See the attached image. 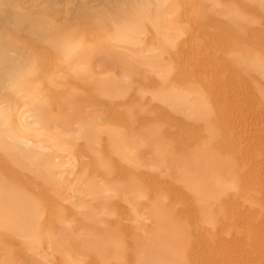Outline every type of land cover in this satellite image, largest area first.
Returning a JSON list of instances; mask_svg holds the SVG:
<instances>
[{
	"label": "rangeland",
	"instance_id": "obj_1",
	"mask_svg": "<svg viewBox=\"0 0 264 264\" xmlns=\"http://www.w3.org/2000/svg\"><path fill=\"white\" fill-rule=\"evenodd\" d=\"M11 1L0 0L13 67L0 76V264H264V73L235 78L228 59L264 65L252 0ZM71 32L74 53L61 47ZM30 69L22 93L8 87ZM212 153L226 173L211 172Z\"/></svg>",
	"mask_w": 264,
	"mask_h": 264
},
{
	"label": "bare ground",
	"instance_id": "obj_2",
	"mask_svg": "<svg viewBox=\"0 0 264 264\" xmlns=\"http://www.w3.org/2000/svg\"><path fill=\"white\" fill-rule=\"evenodd\" d=\"M3 1V0H2ZM8 1H11V0H8ZM7 0H5V2H8ZM13 1V0H12ZM11 1V3L9 2V4H13L14 2H12ZM58 2V1H57ZM251 3H252V5L254 6V9H256V12H258V13H262V16L264 17V0H252L251 1ZM7 4V3H6ZM14 5V4H13ZM73 5V4H72ZM71 6V5H70ZM69 6V7H70ZM74 6V5H73ZM69 7H67V9H69V10H74V9H76V8H73L72 6H71V8H69ZM116 8V7H115ZM61 10H63L62 8H61ZM201 10V9H200ZM203 11H204V9H202ZM65 11V10H64ZM72 11H69L68 13V16L70 17H74V16H78L77 15V12H72ZM78 11V10H77ZM228 11H229V9H228ZM228 11H226V12H228ZM250 11V10H249ZM255 11V10H254ZM79 12V11H78ZM61 13V12H60ZM76 13V14H75ZM206 13V12H205ZM8 15H9V13H8ZM10 16V15H9ZM67 16V17H68ZM241 16V15H240ZM3 15H0V24H1V22L3 21H5V20H2L3 18ZM5 17H7L6 15L4 16V19H5ZM61 17V16H60ZM236 17V16H235ZM234 17V18H235ZM2 18V19H1ZM115 18V17H114ZM237 18V17H236ZM238 18H240L239 16H238ZM8 19V18H7ZM2 20V21H1ZM114 20V19H113ZM243 20V19H242ZM246 20V19H245ZM263 20V19H262ZM236 21V20H235ZM2 22V23H3ZM28 23H29V21H27ZM6 23V22H5ZM22 23V22H21ZM25 24H26V21L24 22ZM27 23V24H28ZM30 24V23H29ZM37 24V23H36ZM31 25V24H30ZM34 25V24H33ZM85 25H90V24H85ZM22 26H24V25H22ZM27 26H29V25H27ZM91 26V25H90ZM262 26V25H261ZM83 27H84V25H83ZM86 27V26H85ZM89 27V26H88ZM87 27V28H88ZM92 27V26H91ZM1 28V27H0ZM35 29L37 28V27H34ZM29 29H31V26H30V28ZM57 30V29H56ZM35 31V33H36V30H34ZM39 31V30H38ZM33 32V31H32ZM210 35V34H209ZM263 35V34H262ZM215 38H216V36H215ZM3 39V38H2ZM31 39V38H30ZM262 39V38H261ZM208 40H210V39H208L207 38V41ZM1 41V40H0ZM3 42H4V40H2ZM2 41H1V43H2ZM206 41V40H205ZM212 41V40H211ZM30 42V41H29ZM247 42H249V41H247ZM0 43V44H1ZM262 43V42H261ZM252 44H253V42H252ZM209 45V44H208ZM248 45V44H247ZM255 45V44H254ZM3 46H4V44H3ZM37 46V45H36ZM55 46V45H54ZM211 46V45H210ZM251 46H253V45H251ZM258 46H260V45H258ZM218 47V46H217ZM4 48V47H3ZM3 48H1L0 47V63L1 62H3V64L5 63V62H7L8 63V61H7V57H6V53H5V48L3 49ZM40 48V47H39ZM261 48V47H260ZM54 50H56L55 48H54ZM50 51V50H49ZM211 52V51H210ZM210 52H209V54H210ZM249 54V53H248ZM248 54H246V56H244L243 58L241 57V59L240 58H238V57H235V56H230L228 59H229V61L231 62H229L228 61V59H226L228 62H229V65L231 66V70H229V71H231L232 72V75L235 77V75L236 76H240V79H242V78H244V80L245 79H247L246 77H245V75L246 74H257V73H264V65H261V62L260 63H257V61H255L256 59H254V63L251 61V60H249V56L250 55H248ZM256 54V53H255ZM220 55H222L221 53H220ZM253 55V54H252ZM239 56V55H238ZM253 56H255V58H256V55H253ZM6 57V58H5ZM264 57V56H263ZM222 58V57H221ZM257 58H258V56H257ZM219 59H220V56H219ZM261 59H263V58H261ZM260 60V59H259ZM20 61V60H19ZM2 64V63H1ZM263 64V63H262ZM2 66V65H1ZM7 66V64L5 63V67L3 66V67H0V76H2L1 74H5V75H7L8 76V74L6 73V72H8V71H6L7 70V68L9 69V71H10V68L12 67H6ZM8 66H10V65H8ZM15 66V65H14ZM4 68V69H3ZM5 68H6V70H5ZM13 68V67H12ZM11 68V69H12ZM222 68V67H221ZM229 69V68H228ZM13 70V69H12ZM11 70V71H12ZM6 71V72H5ZM10 71V72H11ZM228 72V71H227ZM209 74V73H208ZM215 75V74H214ZM231 75V74H230ZM231 75V76H232ZM212 76V75H211ZM241 76H242V78H241ZM244 76V77H243ZM201 77V76H200ZM4 80L7 82V80H6V77L4 76ZM191 78H193L192 76H191ZM210 78V77H209ZM228 78H229V76H228ZM232 78V77H231ZM236 78V77H235ZM262 78V77H261ZM0 79H2V77L0 78ZM7 79H9V77H7ZM195 79V78H194ZM203 79H205L204 77H203ZM211 79H212V77H211ZM4 80H2V81H0V83H1V85L0 86H2V83H3V86L2 87H4V85H5V81ZM11 80V78L9 79V81ZM216 80V79H215ZM207 81H209V80H207ZM213 82V81H212ZM228 82V81H227ZM242 82V81H241ZM8 84V83H7ZM215 84V83H214ZM213 84V85H214ZM229 84H230V82H229ZM236 84V83H235ZM242 84V83H241ZM197 85V84H196ZM193 86V85H192ZM195 86V85H194ZM199 86V85H198ZM197 86V87H198ZM207 86H208V83H207ZM221 86V85H220ZM242 86V85H241ZM244 86V85H243ZM242 86V87H243ZM230 87V86H229ZM194 88V87H193ZM232 88V87H231ZM2 89V88H1ZM196 89V88H195ZM236 89V88H235ZM239 90H240V87H239ZM243 90V89H242ZM238 92V91H237ZM240 92H242V91H240ZM203 93V92H202ZM243 93V92H242ZM213 94V93H212ZM234 94V93H233ZM220 95V94H219ZM241 95V94H240ZM243 95V94H242ZM258 96V95H257ZM228 97V96H227ZM254 97V96H253ZM256 97V96H255ZM218 98V97H217ZM224 98V97H223ZM229 98V97H228ZM258 98V97H257ZM264 98V97H263ZM253 99V98H252ZM222 100V99H221ZM225 100V99H224ZM259 100V99H258ZM257 100V101H258ZM225 101H227V100H225ZM225 101H223V102H225ZM236 101H237V99H236ZM246 101V100H245ZM254 102V101H253ZM259 102V101H258ZM223 104V103H222ZM228 104H230V103H228ZM236 105V104H235ZM218 106V105H217ZM222 106V105H221ZM230 106V105H229ZM228 107V106H227ZM246 108H247V106H245ZM231 108V107H230ZM163 109V108H162ZM223 111V110H222ZM207 114V113H206ZM114 116V115H113ZM126 117V116H125ZM119 120V119H118ZM126 120H128V119H126ZM144 120V119H143ZM218 120V119H217ZM221 121V120H220ZM206 122V121H205ZM124 124V123H123ZM220 124V123H219ZM126 125V124H125ZM127 127H128V125H127ZM6 128V127H5ZM199 129V128H198ZM220 129H222V128H220ZM11 130V129H10ZM108 131V130H107ZM146 131V130H145ZM150 131H152V130H150ZM1 132V131H0ZM100 132V131H99ZM109 132H110V130H109ZM111 133V132H110ZM155 133V132H154ZM178 133V132H177ZM105 134V133H104ZM100 135V134H99ZM102 135V134H101ZM108 135H110V134H108ZM147 135V134H146ZM177 135V134H176ZM222 135V134H221ZM131 136H132V134H131ZM160 136V135H159ZM10 137V136H9ZM113 137V136H112ZM4 138V137H3ZM17 138H18V136H17ZM121 139V138H120ZM119 140V139H118ZM130 140V139H129ZM139 140V139H138ZM182 140V139H181ZM120 141V140H119ZM127 141V140H126ZM168 141V140H167ZM114 142H116V141H114ZM128 142V141H127ZM139 142V141H138ZM141 142V141H140ZM164 142V141H163ZM95 143H96V141H95ZM112 143V142H111ZM120 143V142H119ZM118 143V144H119ZM128 143H130V142H128ZM152 143V142H151ZM162 143V142H161ZM166 143V142H165ZM97 144V143H96ZM142 144V143H141ZM144 144V143H143ZM166 144H169L168 142L166 143ZM98 145V144H97ZM104 145V144H103ZM107 145V144H106ZM139 145V144H138ZM226 145V144H225ZM105 146V145H104ZM103 146V147H104ZM119 146V145H118ZM125 146V145H124ZM207 147H208V145H206ZM218 147H219V145H217ZM1 147V146H0ZM132 147V146H131ZM135 147V146H134ZM6 148V147H5ZM127 148V147H126ZM167 148V147H166ZM173 148V147H172ZM205 148V147H204ZM209 148H210V146H209ZM104 149H105V147H104ZM129 149V148H128ZM174 149V148H173ZM206 150H209V149H207V148H205ZM5 150V149H4ZM212 150V149H211ZM84 151V150H83ZM105 152L107 151L106 149L104 150ZM196 151V150H195ZM95 152V151H94ZM102 152V151H101ZM129 153V152H128ZM217 153V152H216ZM99 154V153H98ZM106 155V154H105ZM135 155V154H134ZM137 156V155H136ZM182 156V155H181ZM186 156H188V155H186ZM189 156H190V154H189ZM219 156V155H218ZM217 156V154H213L212 153V159H211V161H212V164H211V166L212 167H210L211 168V172H213V174L214 175H218L219 173H223L224 174V172L226 171V169H227V164L225 163V160L226 159H224V161H223V159H220L219 157ZM225 156V155H224ZM109 157H111V156H109ZM134 157V156H133ZM191 157H193L192 155H191ZM116 158V157H115ZM140 158V157H139ZM188 158V157H187ZM225 158V157H224ZM155 159V158H154ZM182 159V158H181ZM189 159L190 158H188V161H189ZM101 160V159H100ZM103 160V159H102ZM116 160V159H115ZM95 161V160H94ZM104 161V160H103ZM102 161V162H103ZM226 161H228V160H226ZM92 162H93V160H92ZM101 162V163H102ZM116 162V161H115ZM155 162V161H154ZM158 162V161H157ZM167 162V161H166ZM195 162V161H194ZM230 162V161H229ZM95 163V162H94ZM93 163V164H94ZM100 163V162H99ZM117 163V162H116ZM146 163V162H145ZM145 163H143V164H145ZM179 163V162H178ZM181 163V162H180ZM189 163H191L190 161H189ZM193 163V162H192ZM232 163V162H231ZM102 165V164H101ZM105 164H103V166H104ZM153 165V164H152ZM163 165V164H162ZM165 165V164H164ZM189 165V164H188ZM231 165V164H230ZM229 165V167H231ZM118 166V165H117ZM167 166H168V164H167ZM166 166V167H167ZM180 166V165H179ZM235 167V166H234ZM96 168V167H95ZM176 168H177V166H176ZM168 169V168H167ZM166 170V169H165ZM169 170V169H168ZM167 170V171H168ZM228 170H229V168H228ZM111 172V171H110ZM170 173V172H169ZM226 173V172H225ZM113 174V173H112ZM123 174V173H122ZM222 174V175H223ZM177 175V174H176ZM221 175V174H220ZM210 177V176H209ZM187 178V177H186ZM147 179V178H146ZM187 180V179H186ZM188 180H190V179H188ZM187 180V181H188ZM121 181H123V180H121ZM167 181H168V179H167ZM167 181H166V183L165 184H167ZM89 182V181H88ZM162 182V181H161ZM51 183V182H50ZM122 183H125L124 181L122 182ZM183 183V182H182ZM115 184H117V183H115ZM119 184H120V182H119ZM118 184V185H119ZM132 184V183H131ZM132 186V185H131ZM121 187V186H120ZM124 187H126V186H124ZM124 187H123V189H124ZM133 187H134V185H133ZM136 187V186H135ZM140 187V186H139ZM212 187V189H214L215 191H217L218 193H221L222 192V190H223V188H222V186H211ZM114 188V187H113ZM116 188V187H115ZM122 188V187H121ZM188 188V187H187ZM190 188V187H189ZM116 189H118L119 190V188H116ZM116 189H115V191H116ZM127 189V188H126ZM154 189H155V187H154ZM130 190V189H129ZM213 190V191H214ZM153 191V190H152ZM118 192V191H117ZM116 192V193H117ZM123 193H124V191H122ZM155 192V191H154ZM122 193V194H123ZM125 196H123L122 198L124 199L125 197H126V194H124ZM132 195V194H131ZM135 196V195H134ZM237 196V195H236ZM179 197V196H178ZM137 198H138V196H137ZM136 198V199H137ZM143 198V197H142ZM141 198V199H142ZM131 199V198H130ZM129 199V200H130ZM135 199V198H134ZM133 199V200H134ZM256 199V198H255ZM15 200V199H14ZM104 200V199H103ZM125 200H126V198H125ZM154 200V199H153ZM257 200V199H256ZM256 200H254V201H256ZM137 201V200H136ZM138 201H139V199H138ZM144 201V200H143ZM129 202H131V201H128V203ZM134 202V201H133ZM154 202V201H153ZM152 202V203H153ZM157 202V201H156ZM151 203V202H150ZM158 203V202H157ZM237 203V202H236ZM131 204V203H130ZM133 204V203H132ZM124 205V204H123ZM133 206V205H132ZM126 207V206H125ZM118 209V208H117ZM121 209V208H120ZM126 209V208H125ZM235 209V208H234ZM162 210V209H161ZM156 211V210H155ZM160 211V210H159ZM158 211V212H159ZM125 212V211H124ZM157 212V211H156ZM163 212V210L160 212V214H159V216L161 215V214H163L162 216H163V218H162V220L160 221L159 219H158V222L159 223H162V225H163V227L165 228V229H167V231H170V232H172L175 236L177 235V241H178V238H179V242L181 243V244H184L186 241H187V237L188 236H186L185 235V233L183 232V231H181L179 228L180 227H178L179 225H175L174 224V222L172 223L169 219H168V217H167V212L166 213H162ZM184 212V211H183ZM169 213V212H168ZM189 213H190V211H189ZM150 214V213H149ZM170 214H172V213H170ZM169 214V215H170ZM157 216V215H156ZM156 216H155V220L154 221H157V219H156ZM190 216V215H189ZM152 217V216H151ZM154 217V216H153ZM152 217V218H153ZM170 219H172L171 218V215H170ZM176 219V218H175ZM194 219V218H193ZM181 222V221H180ZM177 224V223H176ZM196 224V223H195ZM240 224V223H239ZM194 225V224H193ZM183 227V226H182ZM195 228V227H194ZM131 229V228H130ZM185 229H186V227H185ZM218 230V229H217ZM186 232H187V230H186ZM189 232V231H188ZM196 234V233H195ZM104 235V234H103ZM188 235V234H187ZM232 235V234H231ZM115 237V236H114ZM113 237V238H114ZM174 237V236H173ZM111 238V237H110ZM100 239V238H99ZM200 239V238H199ZM226 239V238H225ZM96 240V239H95ZM170 240H173V239H170ZM201 240V239H200ZM206 240V239H205ZM222 240V239H221ZM102 241V240H101ZM100 241V242H101ZM222 241H224V240H222ZM221 241V242H222ZM231 241V240H230ZM72 243H73V241H72ZM113 243V242H112ZM168 243V242H167ZM173 243V242H172ZM204 243V242H203ZM227 243V242H226ZM241 243V242H240ZM239 243V244H240ZM103 244V243H102ZM169 244V243H168ZM176 244V243H175ZM186 244H188L189 245V243H186ZM193 244V243H192ZM192 244L190 243V246L192 247V249L194 250V248H193V246H192ZM205 244V243H204ZM207 244V243H206ZM225 244V243H224ZM179 245V244H178ZM226 245V244H225ZM70 246H72V244L70 245ZM207 246V245H206ZM211 246V245H210ZM210 246L208 247V248H210ZM74 248H75V246H73ZM166 245L165 246H162V248H161V251H162V254L164 255V256H166V257H168V256H171L172 255V253L171 252H169V251H165L164 249H166ZM178 247V246H177ZM191 247L190 248H188L187 250L188 251H186V253L187 254H191V252H192V250H191ZM200 247V246H199ZM110 248V247H109ZM113 248V247H112ZM112 248H111V250H112ZM164 248V249H163ZM186 248V247H185ZM208 248H207V250H208ZM81 249H83V248H81ZM103 249V248H102ZM114 249V248H113ZM180 249H181V247H180ZM77 250V249H76ZM185 250V249H184ZM195 250L197 251V247L195 248ZM210 250H211V248H210ZM209 250V251H210ZM78 251V250H77ZM76 251V252H77ZM114 251V250H113ZM116 251V250H115ZM199 251H201V249L199 250ZM203 251V250H202ZM202 251L200 252V253H202ZM204 251H205V248H204ZM81 252V251H80ZM80 252H78V254L80 253ZM85 252V251H84ZM100 252V251H99ZM109 251H107L106 253H108ZM82 253V252H81ZM74 254V253H73ZM93 254V253H92ZM104 254V253H103ZM161 254V255H162ZM180 254H183V251H182V253H180ZM83 255V254H82ZM107 256H108V254H106ZM114 255H116L115 253H114ZM122 255V254H121ZM200 255V254H199ZM75 256V255H74ZM83 256H86L85 254L83 255ZM89 256V255H88ZM87 256V257H88ZM100 256V255H99ZM103 256V255H102ZM117 256V255H116ZM173 256V255H172ZM178 256V255H177ZM101 257V256H100ZM145 257V256H144ZM197 257V256H196ZM73 258V257H72ZM130 258V257H129ZM136 258V257H135ZM176 258H180L179 256L178 257H176ZM71 259V258H70ZM75 259V258H74ZM131 259H132V257H131ZM71 260H73V259H71ZM116 260H119V259H116ZM116 260H114L113 262H115ZM145 260V259H144ZM167 260V259H166ZM165 260V261H166ZM175 260H177V259H175ZM185 261H187V259H184ZM179 262H181L180 260H178ZM218 262V261H217ZM175 263V262H174ZM145 264V263H144ZM147 264V263H146ZM165 264V263H164ZM170 264V263H169ZM183 264V263H182ZM211 264H212V262H211Z\"/></svg>",
	"mask_w": 264,
	"mask_h": 264
},
{
	"label": "clouds",
	"instance_id": "obj_3",
	"mask_svg": "<svg viewBox=\"0 0 264 264\" xmlns=\"http://www.w3.org/2000/svg\"><path fill=\"white\" fill-rule=\"evenodd\" d=\"M74 33L71 32L62 38L61 47L68 48L71 47L72 53H74L78 49V45L76 44L75 40L73 39ZM6 42L8 47L12 49L11 55L13 57H17L19 59H24L27 55L26 52L20 47V41L17 40L14 36H8L6 38ZM36 73L33 70H28L26 72H22L17 74L9 81L8 87L13 90L17 91L18 93H22L28 87L29 79L34 76Z\"/></svg>",
	"mask_w": 264,
	"mask_h": 264
}]
</instances>
